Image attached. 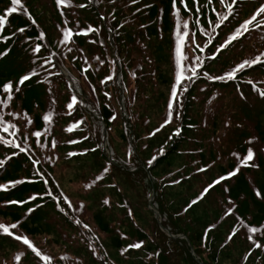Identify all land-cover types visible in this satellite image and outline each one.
Wrapping results in <instances>:
<instances>
[{"label": "trees", "instance_id": "trees-1", "mask_svg": "<svg viewBox=\"0 0 264 264\" xmlns=\"http://www.w3.org/2000/svg\"><path fill=\"white\" fill-rule=\"evenodd\" d=\"M185 3L0 0V264H264V0Z\"/></svg>", "mask_w": 264, "mask_h": 264}, {"label": "snow or ice", "instance_id": "snow-or-ice-1", "mask_svg": "<svg viewBox=\"0 0 264 264\" xmlns=\"http://www.w3.org/2000/svg\"><path fill=\"white\" fill-rule=\"evenodd\" d=\"M57 2L59 3V4H64L65 3V0H57ZM11 3L13 4V5H20L21 4V0H11ZM17 11V7H11V8H9L8 9V12H9V14H11V13H15ZM261 12H264V9H261ZM224 19H226V17H224ZM255 19V17H253V20ZM3 22H5V17H3V16H0V23H3ZM248 23H251V21H249ZM244 28H245V30H247V25H245L244 26ZM71 35V30H68L67 32H66V34H65V39H67L68 38V36H70ZM185 35H186V33H185ZM240 35H242V33L241 32H237L233 37H232V39L233 40H235L237 37H239ZM183 42V40L181 39V43ZM38 50V49H37ZM177 53H178V55L180 54V49L179 48H177ZM183 58V57H182ZM197 59H199L198 57H197ZM259 62H261V58L260 57H257L255 60H252V61H245V62H243V63H241V64H239L235 69H233L231 72H229V73H227V77H219V79H225V78H228V79H232V78H234L235 76H236V74H237V72H239V71H241L242 69H244L245 67H247V66H251L252 64H256V63H259ZM197 67H199V65H197ZM184 72H185V68L181 65L180 66V68H179V75H178V77H177V80L178 81H180V80H182V79H184V78H187V79H191L192 77H184ZM196 75V70H195V68H193L192 69V76H195ZM30 77L29 76H25V77H23V79L20 81V83L21 84H23L24 83V81H26V80H28ZM177 87H179V84L177 85ZM4 90L6 91V92H11L12 91V85L11 84H7V85H5V87H4ZM8 100H10L11 99V96H8V98H7ZM75 99V98H74ZM175 99H176V93L174 92L173 93V95H172V100L173 101H175ZM167 122V121H166ZM0 127H2L3 129H4V131L5 132H7V131H9V129L10 128H12V129H14L15 128V125H11V124H8L7 122H5L4 121V119H3V116L2 115H0ZM13 136L15 135V132H12L11 133ZM35 135L37 136V137H39L40 135H41V133H39V132H37V133H35ZM0 139H2V138H0ZM5 143H9V144H12L13 143V141H4ZM16 147H20V145L19 144H16L15 145ZM21 151H24V149H21ZM253 152L251 151V149H249L248 150V154H247V157H246V159H245V163L247 162V161H250V160H252L253 159ZM233 175L235 174V173H232ZM218 182V181H217ZM3 187H7V186H3ZM35 197H33V199H34ZM193 203H195V202H193ZM17 227V225H11V226H6V225H3V224H0V231H3L4 233H6V234H9V235H11L12 233L10 232V228H16ZM251 231L253 232V233H255L256 231H257V229L256 228H252L251 229ZM251 238V237H250ZM16 239H23V242L26 244V245H29L30 247H32V245H31V242L26 238V237H19V236H17L16 237ZM261 245H259V244H257V247H260ZM133 247H140V245L139 244H136V245H133ZM35 250V249H34ZM37 252H38V250H36ZM39 254V253H38ZM44 259L45 260H48V259H50L49 257H47V256H45L44 257Z\"/></svg>", "mask_w": 264, "mask_h": 264}, {"label": "rangeland", "instance_id": "rangeland-1", "mask_svg": "<svg viewBox=\"0 0 264 264\" xmlns=\"http://www.w3.org/2000/svg\"><path fill=\"white\" fill-rule=\"evenodd\" d=\"M182 3L183 5H186L185 3V0H182ZM260 8V7H259ZM0 16H2V14L0 13ZM173 26V25H172ZM173 29H174V34H178L179 31H180V28H178L177 26L174 27L173 26ZM182 37H187L184 33H182L181 35ZM185 48H180V51ZM173 56H172V51L169 49L168 51H166L165 49V55H164V59L162 61H160V68H161V71L166 75L169 71V68L170 70H172V64L169 66L168 68V59L172 60ZM188 60L190 61H193L195 59V56L194 55H188L187 57ZM179 72V71H178ZM177 72V73H178ZM252 118H254L256 120V118L254 116H252ZM231 123V122H230ZM239 125V123L237 124ZM254 120L253 119H247L246 122L242 123L240 125V130L238 132H241L243 131V133L248 136V141L250 143H252V149L251 148V151L253 152V159L252 160H256L254 159V156H255V153H259V155H261V149L264 148L263 144H262V140L260 139V137L258 136V133L254 130ZM230 127V125H226V146L227 147H233L235 146L236 144V136H234L232 138V134L233 132H235L234 130H231V129H228ZM221 130H225L221 127ZM254 150H255V153H254ZM248 152V151H247ZM247 157V156H246ZM245 157V159H246ZM252 160L250 161H247L248 163L251 164V169L248 171V174H249V177H251L253 180L256 178L257 176V180L263 178V175H264V171H263V168L261 169H258L256 170V174H255V171H254V168L252 167L253 166V162ZM261 160H262V157H261ZM152 197V196H151ZM150 197V198H151ZM149 198V200H150ZM53 221H55V218L53 217L52 219ZM23 238V237H22ZM23 241V239H21ZM32 245V249H34V246L33 244L31 243Z\"/></svg>", "mask_w": 264, "mask_h": 264}, {"label": "water", "instance_id": "water-1", "mask_svg": "<svg viewBox=\"0 0 264 264\" xmlns=\"http://www.w3.org/2000/svg\"><path fill=\"white\" fill-rule=\"evenodd\" d=\"M65 74H66V72L64 71V70H62ZM153 197H151L150 199H152ZM154 213H155V216H158L159 215V212H158V210L157 209H154ZM164 230H165V232L167 233V234H169V235H171V236H173V237H184V235H173V234H171L166 228H164V227H162Z\"/></svg>", "mask_w": 264, "mask_h": 264}]
</instances>
